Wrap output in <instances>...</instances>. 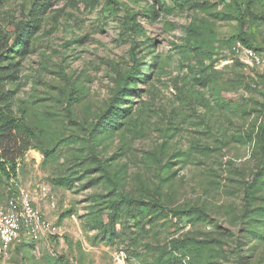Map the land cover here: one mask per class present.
Returning <instances> with one entry per match:
<instances>
[{"label":"rangeland","instance_id":"obj_1","mask_svg":"<svg viewBox=\"0 0 264 264\" xmlns=\"http://www.w3.org/2000/svg\"><path fill=\"white\" fill-rule=\"evenodd\" d=\"M39 3L0 0V110L34 136L0 205L63 235L10 264H264V0Z\"/></svg>","mask_w":264,"mask_h":264},{"label":"built area","instance_id":"obj_2","mask_svg":"<svg viewBox=\"0 0 264 264\" xmlns=\"http://www.w3.org/2000/svg\"><path fill=\"white\" fill-rule=\"evenodd\" d=\"M40 197L53 198L46 186L40 187ZM62 235L61 227L35 207L33 196L27 191L18 192L0 205V264H10L11 253L19 247Z\"/></svg>","mask_w":264,"mask_h":264},{"label":"trees","instance_id":"obj_3","mask_svg":"<svg viewBox=\"0 0 264 264\" xmlns=\"http://www.w3.org/2000/svg\"><path fill=\"white\" fill-rule=\"evenodd\" d=\"M46 0H41L38 7L42 10L45 8ZM115 108V107H112ZM111 108V109H112ZM118 113L111 112L107 121L116 119ZM34 136L22 122H18L11 116L10 112L6 113L0 110V185L3 180H12L17 178V161L31 147ZM20 140V141H19ZM17 154L12 156L7 150L14 149Z\"/></svg>","mask_w":264,"mask_h":264},{"label":"crops","instance_id":"obj_4","mask_svg":"<svg viewBox=\"0 0 264 264\" xmlns=\"http://www.w3.org/2000/svg\"><path fill=\"white\" fill-rule=\"evenodd\" d=\"M46 218H47V217H46ZM47 219L53 222V220H52V219H49V218H47Z\"/></svg>","mask_w":264,"mask_h":264}]
</instances>
